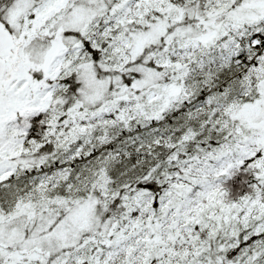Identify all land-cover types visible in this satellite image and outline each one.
<instances>
[{"label":"snow or ice","instance_id":"6c2138e0","mask_svg":"<svg viewBox=\"0 0 264 264\" xmlns=\"http://www.w3.org/2000/svg\"><path fill=\"white\" fill-rule=\"evenodd\" d=\"M0 264H264V0H0Z\"/></svg>","mask_w":264,"mask_h":264}]
</instances>
